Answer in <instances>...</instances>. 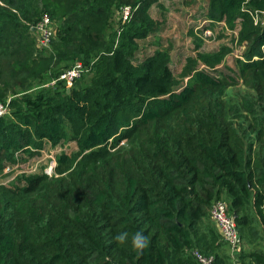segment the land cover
Instances as JSON below:
<instances>
[{
    "label": "trees",
    "instance_id": "16d2710c",
    "mask_svg": "<svg viewBox=\"0 0 264 264\" xmlns=\"http://www.w3.org/2000/svg\"><path fill=\"white\" fill-rule=\"evenodd\" d=\"M155 5L0 0V76L15 88L11 113L0 117V175L47 142L78 146L57 157L54 177L0 184V264H201L195 251L215 264H264V0L207 6L209 26L224 24L245 47L236 71L246 88L238 93L233 78L203 71L176 88L167 51L133 63L139 42L159 29ZM45 16L54 33L49 55L32 49ZM228 51L199 52L186 76L198 63L222 64ZM77 62L93 75L69 88L59 78ZM31 78L57 82L30 95ZM122 142L136 147L121 156ZM216 201L237 215L235 259L211 220Z\"/></svg>",
    "mask_w": 264,
    "mask_h": 264
},
{
    "label": "rangeland",
    "instance_id": "374dc122",
    "mask_svg": "<svg viewBox=\"0 0 264 264\" xmlns=\"http://www.w3.org/2000/svg\"><path fill=\"white\" fill-rule=\"evenodd\" d=\"M208 3L209 0H158L159 5H155L151 9V16L158 23L159 29L148 36L146 40L139 42L140 50L134 57L133 63L139 64L157 51H167L170 54L172 73L180 83L176 88L186 86L189 78L197 71H203L215 78L225 76L233 78L234 80L228 81V83L230 84L229 88L236 93L245 90L244 81L239 78L236 71V61L243 60L245 47L240 45L237 32L227 29L224 24H218L213 28L209 26L210 23L206 19ZM261 18L257 17L258 20ZM35 33L36 42L32 43L28 40V44L32 43V49L37 54L43 49L39 46L40 34L37 31ZM222 48L229 50L222 64L211 68L203 63H198L190 70V76H186L185 72L189 68L188 60L190 58L195 59L199 52L216 53ZM53 50L54 47L50 44L45 53L49 55ZM23 54L24 52L21 50L19 56ZM66 64L63 63L61 66ZM54 69L57 70L56 67ZM92 75L91 73L84 74L80 80L87 84ZM36 78H31L29 81L27 93L30 95L36 93L42 84L44 87L54 86L52 85L53 81L47 80L48 78H45V81H36ZM14 89L10 86L9 78L0 76V101L10 102L14 98L12 94ZM16 90L23 91L20 87H16ZM8 112L11 113L10 110ZM7 114L9 115V113ZM119 147L124 148L120 153L123 156L136 145L122 142ZM114 151L112 150L111 153L114 154ZM76 152H78V146L74 141L62 142L56 147L47 142L43 150L34 157L23 156L21 159L19 156L18 161L14 165H10L9 169L6 168L0 175V184L10 186L23 177L43 175L54 177L57 157L62 153L70 155Z\"/></svg>",
    "mask_w": 264,
    "mask_h": 264
},
{
    "label": "built area",
    "instance_id": "2783aa9c",
    "mask_svg": "<svg viewBox=\"0 0 264 264\" xmlns=\"http://www.w3.org/2000/svg\"><path fill=\"white\" fill-rule=\"evenodd\" d=\"M123 21H127L131 15V9L126 7L122 10ZM36 31L40 34L39 46L42 49H46L50 46L54 33L51 26L49 17L45 16L35 27ZM87 69L81 62H77L74 66L62 73L59 80L64 81L66 85L71 88L73 83L79 79ZM57 81H53L52 85H55ZM9 101L6 104L0 103V117L5 116L9 111ZM9 169V167H7ZM210 216L213 223L216 225L223 240L229 245L232 255L235 258L241 249V238L237 229V225L234 217L229 213L228 205L223 201L214 202ZM195 256L201 264H215V258L213 256H205L198 251H195Z\"/></svg>",
    "mask_w": 264,
    "mask_h": 264
},
{
    "label": "clouds",
    "instance_id": "9594fccd",
    "mask_svg": "<svg viewBox=\"0 0 264 264\" xmlns=\"http://www.w3.org/2000/svg\"><path fill=\"white\" fill-rule=\"evenodd\" d=\"M126 235H127V234L118 235V236H117V240L123 242L124 239H125V236H126ZM145 242H146V238L143 237V236H142L141 234H139V233H137V234L135 235V237L133 238V243H134V245H135L137 248H142V247H144Z\"/></svg>",
    "mask_w": 264,
    "mask_h": 264
},
{
    "label": "crops",
    "instance_id": "0c3cea01",
    "mask_svg": "<svg viewBox=\"0 0 264 264\" xmlns=\"http://www.w3.org/2000/svg\"><path fill=\"white\" fill-rule=\"evenodd\" d=\"M216 226V225H215ZM217 228V227H216ZM217 230H218V228H217ZM218 232H219V234H220V231L218 230ZM220 236H221V234H220ZM222 237V236H221ZM223 239V238H222ZM231 250V249H230ZM231 255H232V251H231ZM232 257H233V255H232ZM234 258V257H233ZM235 259V258H234Z\"/></svg>",
    "mask_w": 264,
    "mask_h": 264
},
{
    "label": "water",
    "instance_id": "95a60500",
    "mask_svg": "<svg viewBox=\"0 0 264 264\" xmlns=\"http://www.w3.org/2000/svg\"><path fill=\"white\" fill-rule=\"evenodd\" d=\"M34 31H36V29L34 28L33 29ZM237 218V215H234V219H236ZM115 264H117V263H115Z\"/></svg>",
    "mask_w": 264,
    "mask_h": 264
}]
</instances>
